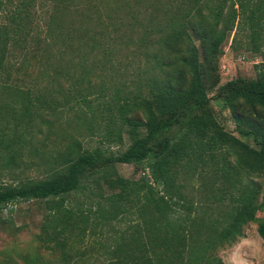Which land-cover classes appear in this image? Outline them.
I'll return each instance as SVG.
<instances>
[{
	"label": "trees",
	"instance_id": "trees-1",
	"mask_svg": "<svg viewBox=\"0 0 264 264\" xmlns=\"http://www.w3.org/2000/svg\"><path fill=\"white\" fill-rule=\"evenodd\" d=\"M93 26L108 35V48L95 33L85 37ZM234 28L247 32L252 52H264V0H0V167L7 171L24 163V149L41 122L48 124L47 116L69 102L67 94L90 107L87 76L93 66L112 64L120 45L132 46L145 61L133 89L112 87L110 108L118 127L105 136L119 146L124 131V148L87 149L72 141L48 175L0 183V209L32 199L50 203L40 240L61 250L53 264H69L63 249L81 239L88 223L94 231L122 215L131 222L105 264H224L217 249L231 245L249 222L264 241V217L256 215L264 206V125L254 127L240 115L249 110L264 118V61L255 64L253 78L220 83L221 46ZM72 34L89 52L99 46L108 56L74 75L56 68L57 75L77 77L67 94L60 84L37 92L24 84L29 67L47 60L52 44L69 49ZM87 58L85 53L72 60ZM40 64L47 71L48 62ZM212 99L237 124L252 126L254 145L223 127ZM118 163L135 164L142 174L123 177ZM78 191L97 198L95 210L75 212L65 205ZM25 264L49 263L31 254Z\"/></svg>",
	"mask_w": 264,
	"mask_h": 264
},
{
	"label": "rangeland",
	"instance_id": "rangeland-1",
	"mask_svg": "<svg viewBox=\"0 0 264 264\" xmlns=\"http://www.w3.org/2000/svg\"><path fill=\"white\" fill-rule=\"evenodd\" d=\"M99 28L93 26L86 32L85 37L95 33L94 37L108 48L111 40L108 35L99 34ZM104 31L108 34V30ZM115 34H119L118 31ZM71 37L74 40L67 51H61L59 48L62 46L59 43L52 44L48 50V59H39L32 68L30 66L22 82L34 88L35 92H37L36 88L44 85L56 90L60 84L63 94H67V88L77 77L71 78L66 75L64 78L54 73L56 68H64L74 75L81 73L83 67L90 68L93 61L98 58L108 56L99 46L95 52H89L86 44L78 43L74 34ZM106 40L108 41L105 42ZM249 46L246 31L238 32L234 28L226 37L221 46L222 54L218 65L220 83L237 76L246 78L255 76V64L264 61V52L254 53ZM131 49L132 46L120 45L112 54V64L105 61L104 65L93 66V71L87 76L93 87L88 97L91 99L90 107L74 98L72 94H67L69 102L58 108L54 115L47 116L48 124L41 122L40 132L33 136L24 149L22 156L24 163L12 171L0 167V183L10 182L16 177L42 178L48 175L59 167L62 155L67 152L72 141H77L81 148L87 149L102 146L117 150L128 144L129 139L124 131H121L123 142L119 146L109 143L105 134L108 131L116 132L118 127L116 124L118 120L115 119L110 108L112 87L133 89L137 82L138 71L145 67L144 58L140 54H133ZM85 53L88 54L85 62L72 60L78 54ZM94 53H96L95 58L91 56ZM41 60L48 62L47 71H42ZM52 76L54 77L51 78ZM80 86L84 87L85 82L80 83ZM213 94L214 91L209 92L210 96ZM60 97L58 94L59 99ZM210 104L219 122L227 131L251 145L255 144L252 135L249 134L252 126L237 124L232 113L222 106L221 101L212 99ZM240 115L254 127L264 125V118L252 115L249 110L241 111ZM116 170L121 176L130 179H137L142 174L141 168L135 164L118 163ZM94 189L101 191L96 186ZM102 192L104 194L110 192L105 184H102ZM89 194L90 192L87 191L74 192L67 196L65 205L75 212L87 211L89 208L95 210L97 198L88 196ZM49 206L50 203L45 200L32 199L9 203L0 209V264H25L26 257L31 254H37L45 263L59 262L61 250H51L43 246L40 240L42 224L50 211ZM88 215L90 219L93 218L92 211H89ZM256 215L260 218L264 217V206L256 212ZM130 222L127 215H122L113 220L111 225H103L94 231H89L88 223L81 239L73 242L72 246L71 242L70 246L64 247L63 250L69 252L67 262L69 264H105L109 251L116 245L120 234ZM72 238L75 239V237ZM217 254L224 264H264V241L257 233L256 223L249 222L245 225L242 235L231 245L218 248Z\"/></svg>",
	"mask_w": 264,
	"mask_h": 264
}]
</instances>
